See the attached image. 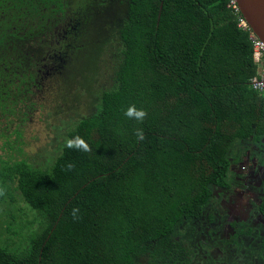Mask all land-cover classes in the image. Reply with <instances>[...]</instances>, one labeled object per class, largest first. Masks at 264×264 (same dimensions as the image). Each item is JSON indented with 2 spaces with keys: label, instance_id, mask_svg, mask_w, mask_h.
<instances>
[{
  "label": "trees",
  "instance_id": "obj_1",
  "mask_svg": "<svg viewBox=\"0 0 264 264\" xmlns=\"http://www.w3.org/2000/svg\"><path fill=\"white\" fill-rule=\"evenodd\" d=\"M228 2L127 0L114 83L43 169L15 141L74 0H0V264H193L175 229L229 187L234 144L264 138Z\"/></svg>",
  "mask_w": 264,
  "mask_h": 264
},
{
  "label": "rangeland",
  "instance_id": "obj_2",
  "mask_svg": "<svg viewBox=\"0 0 264 264\" xmlns=\"http://www.w3.org/2000/svg\"><path fill=\"white\" fill-rule=\"evenodd\" d=\"M126 3L74 0L66 35L56 47L60 50L43 64L44 77L34 89L27 120L18 127V158L46 169L67 143L68 131L96 111L100 93L114 83ZM261 142L256 147L234 144L229 187L212 198L204 219L175 229L174 239L193 247V264H264V215L258 210L264 199ZM136 262L151 264L152 259L144 255Z\"/></svg>",
  "mask_w": 264,
  "mask_h": 264
},
{
  "label": "built area",
  "instance_id": "obj_3",
  "mask_svg": "<svg viewBox=\"0 0 264 264\" xmlns=\"http://www.w3.org/2000/svg\"><path fill=\"white\" fill-rule=\"evenodd\" d=\"M228 6L240 13L236 0H229ZM237 26L248 31L252 44V59L257 65V73L250 79V85L254 90L264 93V42L252 31L242 15L238 17Z\"/></svg>",
  "mask_w": 264,
  "mask_h": 264
},
{
  "label": "water",
  "instance_id": "obj_4",
  "mask_svg": "<svg viewBox=\"0 0 264 264\" xmlns=\"http://www.w3.org/2000/svg\"><path fill=\"white\" fill-rule=\"evenodd\" d=\"M236 2L249 27L264 42V0H236Z\"/></svg>",
  "mask_w": 264,
  "mask_h": 264
},
{
  "label": "flooded vegetation",
  "instance_id": "obj_5",
  "mask_svg": "<svg viewBox=\"0 0 264 264\" xmlns=\"http://www.w3.org/2000/svg\"><path fill=\"white\" fill-rule=\"evenodd\" d=\"M224 190H225V189H224ZM224 190L222 191V194H224ZM218 197H219V196H218ZM260 203H261V202H260ZM260 203H259V204H260ZM258 206H259V205H258ZM258 210H259V208H258Z\"/></svg>",
  "mask_w": 264,
  "mask_h": 264
}]
</instances>
